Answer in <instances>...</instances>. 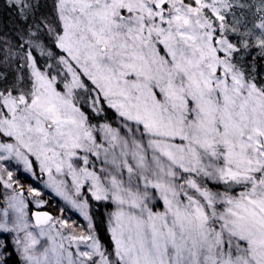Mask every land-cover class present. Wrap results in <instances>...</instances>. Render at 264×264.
I'll use <instances>...</instances> for the list:
<instances>
[{"label": "snow or ice", "instance_id": "6c2138e0", "mask_svg": "<svg viewBox=\"0 0 264 264\" xmlns=\"http://www.w3.org/2000/svg\"><path fill=\"white\" fill-rule=\"evenodd\" d=\"M2 7L0 264H264V0Z\"/></svg>", "mask_w": 264, "mask_h": 264}, {"label": "rangeland", "instance_id": "374dc122", "mask_svg": "<svg viewBox=\"0 0 264 264\" xmlns=\"http://www.w3.org/2000/svg\"><path fill=\"white\" fill-rule=\"evenodd\" d=\"M13 161H15V160H13ZM5 162H8V163L12 164L11 161H3V162H0V163H2V164L6 167V165H8V164H5ZM15 163H16V161H15ZM9 166H10V165H8L7 168H9V170H12ZM16 166H18V167H20V168L22 169V173H21L20 175L24 174V177H23V179H21V180L18 179V178H16V175H17V174H15V170H14V171L12 170L13 173H14V178L17 179L21 185H23V188H24V190H25V194H27V189H28L29 187H38V188L43 189V183H42V180H43V179H46V176H45V177H42L40 180H38V179L32 177L31 174L24 172V171H23V167H22V165H18V164L16 163ZM20 175H19V176H20ZM1 190L4 191L2 187H0V192H2ZM46 191H48V194H49L50 190H48V189H44V193H46ZM51 196H52V199H54V200L60 202L62 205L65 206V208L63 209L64 211H63V213H62V216H63V217L68 218L70 222L73 221V220H75V221H76L77 223H79L81 226H83V225L86 224V221H84L83 218L80 217L79 214L75 212V210L71 209L70 205H68V204H67L62 198H60V197H58V196H55L54 193L51 194ZM46 197H48V195H46ZM43 198L47 201V199L45 198V195H44ZM29 199H31V197H29ZM46 203H47V202H46ZM29 207H30L33 211L36 210L32 205H30ZM114 208H115V205H112V206L110 207V210H109V211L114 210ZM60 210H61V207H60ZM60 215H61V212H60V213L58 212V216H60ZM78 230H81V229H78Z\"/></svg>", "mask_w": 264, "mask_h": 264}, {"label": "trees", "instance_id": "16d2710c", "mask_svg": "<svg viewBox=\"0 0 264 264\" xmlns=\"http://www.w3.org/2000/svg\"><path fill=\"white\" fill-rule=\"evenodd\" d=\"M47 3L50 5L51 4V0H47ZM5 11L6 10L2 7V0H0V26H2V22L4 20H7L8 19V17L4 15V12ZM45 11L51 12V7L46 8ZM8 15L11 16L12 13L9 12ZM11 162H12V164H10L8 162H5V164L10 165L9 167L13 171L15 170V174H17L16 175V178H18L20 180L23 179L24 174L20 175L22 173V169L20 167L16 166L15 161L12 160ZM8 165H6V167ZM46 195H48V197H46ZM45 198L47 199V203L44 205V210L49 211L54 216H58V212L60 213V207H61V209H64L65 208V206L62 205L60 202L52 199V196L48 194V191H46V193H45ZM92 203H93L94 207L100 208V213H104L105 212V207L101 206V204H99L97 202H92ZM111 206L108 207V210H110V207Z\"/></svg>", "mask_w": 264, "mask_h": 264}]
</instances>
